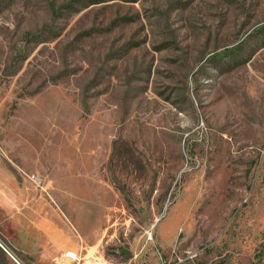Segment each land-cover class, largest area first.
<instances>
[{"label":"rangeland","instance_id":"rangeland-1","mask_svg":"<svg viewBox=\"0 0 264 264\" xmlns=\"http://www.w3.org/2000/svg\"><path fill=\"white\" fill-rule=\"evenodd\" d=\"M0 186L26 249L264 264V0H0Z\"/></svg>","mask_w":264,"mask_h":264},{"label":"crops","instance_id":"crops-1","mask_svg":"<svg viewBox=\"0 0 264 264\" xmlns=\"http://www.w3.org/2000/svg\"><path fill=\"white\" fill-rule=\"evenodd\" d=\"M2 189L3 187L0 186V213L6 212L10 205L9 202L5 200L6 194ZM23 211L24 210H22V212ZM28 212V210L23 212L24 217L22 222L24 223V227L18 225L17 229L21 227L22 229L32 230L34 235L39 239V246L29 249L20 246L19 242L10 231L11 229L13 231V228L16 227L9 222L14 214L12 213L8 214L6 217H0V235L8 241L17 252L21 254H39L40 252H44L51 257L57 254L60 255L56 260L52 259L46 264H83V258H81L78 253V250L76 249V241H74L72 237H70L71 241L63 238L66 242H58L59 235L62 236L63 233L57 227L55 218L44 216L39 210L33 212L35 214L31 213L30 216L27 214ZM8 251L9 250H7V248H5L0 242V264H18ZM38 264L41 263L39 262Z\"/></svg>","mask_w":264,"mask_h":264},{"label":"built area","instance_id":"built-area-1","mask_svg":"<svg viewBox=\"0 0 264 264\" xmlns=\"http://www.w3.org/2000/svg\"><path fill=\"white\" fill-rule=\"evenodd\" d=\"M6 248V247H5ZM8 250V249H7ZM9 252V254L17 261V263L18 264H21L16 258H15V256L10 252V251H8Z\"/></svg>","mask_w":264,"mask_h":264}]
</instances>
